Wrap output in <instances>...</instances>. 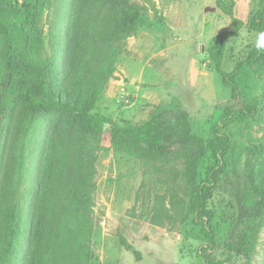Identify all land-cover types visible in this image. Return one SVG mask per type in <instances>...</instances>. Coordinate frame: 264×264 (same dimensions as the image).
<instances>
[{"label":"rangeland","instance_id":"374dc122","mask_svg":"<svg viewBox=\"0 0 264 264\" xmlns=\"http://www.w3.org/2000/svg\"><path fill=\"white\" fill-rule=\"evenodd\" d=\"M1 1L12 5H0V24L10 31L13 53L48 64L52 26L62 15L60 0ZM126 1L138 10V26L123 42L124 53L95 112L143 125L161 111L180 108L208 139L226 108L254 106L253 117L227 129L230 169L210 203L216 212L217 249L209 255L213 264H264V186L259 183L264 169V65L241 70L237 100L208 54L233 30V20L219 10L217 0ZM226 1L235 3V17L244 22L228 41L222 60V70L231 73L255 48L259 33L251 31L250 20L260 1ZM27 5L33 9V25L27 22ZM107 15L103 11L104 19ZM10 101L11 96L5 103ZM109 129L92 140L96 147L89 155L95 186L90 264H204L201 250L208 242L190 224L188 161L196 149L174 147L168 158L147 162L117 151ZM122 240L132 251H126Z\"/></svg>","mask_w":264,"mask_h":264},{"label":"trees","instance_id":"16d2710c","mask_svg":"<svg viewBox=\"0 0 264 264\" xmlns=\"http://www.w3.org/2000/svg\"><path fill=\"white\" fill-rule=\"evenodd\" d=\"M259 1L250 20L256 33L264 32V0ZM60 4L62 15L51 30L53 56L44 66L25 59L24 52L13 53L10 31L0 24V264H90L95 186L89 155L95 146L92 140L107 126L117 151L143 161L168 158L174 147L196 149L188 161L190 224L208 242L201 250L204 264H213L209 253L217 249V228L210 203L230 169L232 141L227 129L253 117L255 107L242 103L237 110L226 108L208 139L196 132L191 114L180 108L161 111L143 125L120 123L95 112L124 53L123 42L136 31L138 10L126 0ZM0 5L12 6L1 0ZM217 6L233 20V30L225 32L208 54L224 85L240 100L241 70L264 65V50L251 49L231 73H225L227 43L244 22L235 17L234 2L217 0ZM25 11L33 25L31 5ZM103 11H108L107 19ZM259 179L264 186V169ZM122 246L132 251L125 240Z\"/></svg>","mask_w":264,"mask_h":264},{"label":"clouds","instance_id":"9594fccd","mask_svg":"<svg viewBox=\"0 0 264 264\" xmlns=\"http://www.w3.org/2000/svg\"><path fill=\"white\" fill-rule=\"evenodd\" d=\"M255 47L258 50H264V32L258 34Z\"/></svg>","mask_w":264,"mask_h":264}]
</instances>
